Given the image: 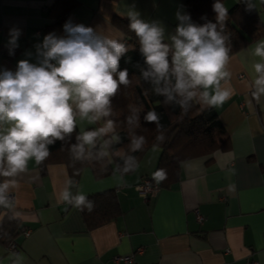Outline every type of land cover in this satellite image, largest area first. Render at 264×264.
<instances>
[{
  "label": "crops",
  "instance_id": "obj_1",
  "mask_svg": "<svg viewBox=\"0 0 264 264\" xmlns=\"http://www.w3.org/2000/svg\"><path fill=\"white\" fill-rule=\"evenodd\" d=\"M184 1L0 0V69L15 71L21 59L35 63V46L45 35H64L55 23L67 9V21L118 38L122 31L113 18L126 17L125 5H134L145 21L162 23L167 38L179 23L177 11L186 13ZM241 1L224 0V6L230 10ZM255 2L248 26L241 28L248 41L230 54L236 94L214 107L229 139L227 146L183 160L177 179L160 185L148 199L137 186L145 178L154 179L162 153L158 146L148 148L135 170L126 174L114 170L98 176L86 166L79 176H71L64 163L49 164L43 174L40 165L29 161L13 193L14 219L23 228L14 239L0 240V258L17 251L23 253L25 264H246L250 260L264 264V98L257 103L248 87L251 62L258 59L250 56V46L264 40V4ZM13 27L22 34L10 56L7 45ZM77 123L79 130L103 126V121ZM69 177L76 185L73 193L79 189L89 196L115 190L119 214L90 227L82 211L57 199ZM229 184L235 185L234 191L228 190ZM6 211H0V223ZM25 229L30 230L27 236ZM126 255H132V263L115 260Z\"/></svg>",
  "mask_w": 264,
  "mask_h": 264
},
{
  "label": "clouds",
  "instance_id": "obj_2",
  "mask_svg": "<svg viewBox=\"0 0 264 264\" xmlns=\"http://www.w3.org/2000/svg\"><path fill=\"white\" fill-rule=\"evenodd\" d=\"M247 10L256 8L255 0H242ZM264 4V0H259ZM213 11L216 22L197 24L187 13H176L179 21L175 33L166 38L165 27L159 21H145L135 6L125 5L128 28L139 41V51L146 69L141 68V79L150 82L152 91L163 96L165 105H178L187 113L194 102L207 108L222 106L236 90L231 84V39L226 32L228 9L221 0H215ZM64 35L51 32L37 44L36 62L21 59L15 71L0 69V208L12 212L15 218L14 190L19 178L28 170L29 161L42 164L50 155L56 141L65 142L76 132L79 121L103 126L80 130L76 143L67 150L73 162L102 161L110 156L112 145L121 142L116 133L117 122L110 117L114 110L112 99L121 86L132 81L127 69L120 70V60L129 51L123 33L118 38L93 27L73 23L63 25ZM19 28L9 30L8 52L15 54L21 35ZM31 57L32 53H25ZM252 72L248 83L253 99L264 98V40L250 46ZM139 113L132 110L126 123L139 127ZM144 120L155 123L163 141V125L154 110ZM131 152L142 150L146 143L143 135L135 132L129 137ZM64 149V148H62ZM135 156L124 158L123 171L132 170ZM234 174L232 170H229ZM153 178L157 183L167 179V172L158 169ZM69 177L58 192L59 202L80 211H93L94 202L77 189ZM234 191L235 185L229 184ZM25 264L23 253L12 251L0 258V264Z\"/></svg>",
  "mask_w": 264,
  "mask_h": 264
},
{
  "label": "trees",
  "instance_id": "obj_3",
  "mask_svg": "<svg viewBox=\"0 0 264 264\" xmlns=\"http://www.w3.org/2000/svg\"><path fill=\"white\" fill-rule=\"evenodd\" d=\"M214 2L215 0H185V12L197 24L206 22L202 17H206L207 20L215 23L216 13L212 7ZM221 2L224 5V0ZM69 12L70 9H67L56 17L57 31L63 28ZM228 13L226 32L231 39L232 52L230 54H232L248 41L241 28L248 26L247 20L251 16V10H247L246 5L241 1L228 10ZM113 24L125 35L129 51L120 60V70L127 69L132 81L127 88L121 86L118 94L112 99L114 114L110 118L117 122L116 133L121 136V142L113 144L110 156L102 161L73 162L67 148L70 144L76 143L75 136L80 131L77 127L70 140L56 141L54 145L49 146L51 155L40 164V169L45 174L49 164L64 163L71 176H79L86 166H90L98 176L112 173L114 170L123 174L132 173L143 153L152 146H158L162 153L156 171L158 169L166 170L167 179L160 182V185L167 186L177 179L183 160L212 153L218 148H224L229 139L225 136V131L218 119V113L214 108L202 107L198 102H194L191 109L184 113L174 103L165 105L163 103L165 98L155 95L151 83L141 79V68L146 69L147 66L139 51V41L128 28L129 19L116 15L113 18ZM251 24L252 28L255 29V24ZM152 109L160 116V123L163 125V141L157 139L161 133L157 131L156 124L144 120V115ZM132 110L139 113V127L130 126L126 123V117ZM134 132L137 135H143L146 138V143L142 150L133 153L129 148V137ZM118 150H123L124 154L117 155L116 151ZM128 155L135 156L136 162L133 164L132 170L124 172L122 166L124 158ZM88 198L94 202V209L91 212L85 210L83 214L90 227L98 226L119 214L115 190L98 192L89 195ZM1 210L5 209L0 208ZM11 214V212L6 211L0 223V240L3 242L14 239L20 229L23 228L14 218H10L12 217Z\"/></svg>",
  "mask_w": 264,
  "mask_h": 264
},
{
  "label": "built area",
  "instance_id": "obj_4",
  "mask_svg": "<svg viewBox=\"0 0 264 264\" xmlns=\"http://www.w3.org/2000/svg\"><path fill=\"white\" fill-rule=\"evenodd\" d=\"M160 188V183H157L154 179L151 178H145L138 186L137 190L139 191L140 195L143 196L145 199H148L152 195H154L158 189ZM14 196V203L16 202L15 195ZM197 211V218L199 221L203 220V215L200 214V212ZM30 230L25 229V235H29ZM116 261L124 260L127 263H132L133 262V257L132 255H126V256H116L115 257ZM246 264H259L257 260H250Z\"/></svg>",
  "mask_w": 264,
  "mask_h": 264
}]
</instances>
